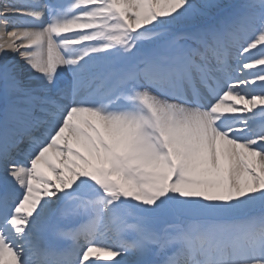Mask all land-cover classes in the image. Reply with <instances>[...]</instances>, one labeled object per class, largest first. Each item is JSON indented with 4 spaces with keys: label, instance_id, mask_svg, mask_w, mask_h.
Here are the masks:
<instances>
[{
    "label": "snow or ice",
    "instance_id": "obj_1",
    "mask_svg": "<svg viewBox=\"0 0 264 264\" xmlns=\"http://www.w3.org/2000/svg\"><path fill=\"white\" fill-rule=\"evenodd\" d=\"M0 264H264V0H0Z\"/></svg>",
    "mask_w": 264,
    "mask_h": 264
},
{
    "label": "bare ground",
    "instance_id": "obj_2",
    "mask_svg": "<svg viewBox=\"0 0 264 264\" xmlns=\"http://www.w3.org/2000/svg\"><path fill=\"white\" fill-rule=\"evenodd\" d=\"M236 115H242V114H236ZM260 122H261L260 118H257V123H260Z\"/></svg>",
    "mask_w": 264,
    "mask_h": 264
},
{
    "label": "rangeland",
    "instance_id": "obj_3",
    "mask_svg": "<svg viewBox=\"0 0 264 264\" xmlns=\"http://www.w3.org/2000/svg\"><path fill=\"white\" fill-rule=\"evenodd\" d=\"M225 3L234 2V0H224ZM51 174V173H50Z\"/></svg>",
    "mask_w": 264,
    "mask_h": 264
}]
</instances>
